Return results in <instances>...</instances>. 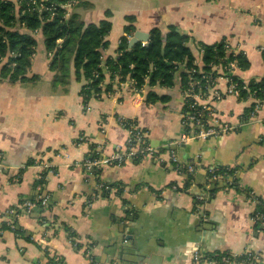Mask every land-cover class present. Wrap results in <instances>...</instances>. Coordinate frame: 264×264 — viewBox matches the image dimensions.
Returning <instances> with one entry per match:
<instances>
[{"label":"crops","instance_id":"0c3cea01","mask_svg":"<svg viewBox=\"0 0 264 264\" xmlns=\"http://www.w3.org/2000/svg\"><path fill=\"white\" fill-rule=\"evenodd\" d=\"M76 1L73 13L85 23L111 14L102 63L117 56L125 16L133 15L135 31H165L171 24L189 34L199 67L202 54L195 42L226 37L250 62L241 78L264 77V0ZM33 36L36 48L27 76L34 79L10 82L0 74V222L24 201L46 195L47 203L42 221L34 209L17 216L30 240L0 231V264H46L44 248L62 264H192L195 249L250 250L260 257L256 264H264V230L255 229L251 218L258 202L264 203V102L243 122L245 109L254 108L257 99L226 95L218 102L201 101L210 106L207 123H226L230 130L174 144L185 131L178 78L171 89L146 84L139 93L128 80L118 79L106 91V78L100 95L83 103L79 91L86 81L75 78L70 63L68 83L54 84L42 33ZM224 86L219 82L220 90ZM149 91L169 99L147 103ZM117 116L146 130L151 146L162 149L163 161L144 156L87 168V159L123 147L127 135ZM170 151L181 171L168 158ZM221 166L234 169L238 186L255 200L224 187L208 195L205 171ZM188 175L192 182L185 189ZM42 176L44 183L35 185ZM100 183L111 188L104 194ZM197 195L207 199L201 211L194 206Z\"/></svg>","mask_w":264,"mask_h":264},{"label":"trees","instance_id":"16d2710c","mask_svg":"<svg viewBox=\"0 0 264 264\" xmlns=\"http://www.w3.org/2000/svg\"><path fill=\"white\" fill-rule=\"evenodd\" d=\"M32 1L0 0V59L7 58V61L1 66L0 74L2 78H7L10 82H25L34 79L33 76L28 77L27 72L36 48L33 34L38 30L42 33L45 50L51 54L49 69L54 73L53 83H60L64 86L68 83L69 67L72 63L75 78L77 80L83 78L86 81L79 91L83 103H86L93 94L100 95V84L106 78L109 79V83L105 87L106 91L112 90V83L115 79L121 82L131 80L136 89H141L146 84L150 87L159 86L171 89L175 86L178 78L179 90L185 94L190 88L191 81L195 80L200 81L201 90L204 91L206 76L216 73L211 69L213 65L225 66L228 62L235 60L239 71H245L250 66L245 53L233 50L227 38L222 37L214 43L195 42L197 49L202 54V65L199 67L188 45L190 41H193L192 37L180 32L176 26L171 24L165 31L158 27H152L146 41L136 42L129 47V37H132L135 32V17L133 15L125 16L126 24L123 26L124 34L119 38L117 56L108 57L102 63V52L108 46L106 37L111 30L109 11L105 13V18L97 23H85L73 13V9L68 17H64V9L60 5H56L50 11H30L28 8ZM42 2L45 5H50L51 3H62L64 0H44ZM262 53L264 55V50ZM234 79L238 81V100L264 99V77L252 78L246 82L237 77ZM197 90L195 88L194 92ZM168 99V94L159 95L154 91H149L145 101L147 103L167 102ZM191 103V99H184L181 113L184 111L194 113L196 108H190ZM252 108L253 105L245 109L243 122L247 121ZM207 117L204 111L203 118L206 120ZM131 122L135 121L124 119L123 125L127 127ZM209 171L206 169L205 174L211 175ZM212 172L222 175L224 179H230L229 181L224 180L225 183L221 180H207L204 190L208 195H211L215 189L228 185L255 200L249 191L238 186L234 169L221 166L214 168ZM44 179L45 177L42 176L35 181V185H42ZM191 182V176H186L183 188H189ZM103 184L107 188H111L110 185ZM102 192L105 194L107 190L104 189ZM205 200L207 199L200 202H205ZM35 208L38 212V219L44 220L41 215L45 209L44 206L38 204ZM14 210L15 214L8 212L3 214L0 231L11 230L17 237L30 240L31 233L24 230L17 222L18 214L23 211L19 207ZM256 211L264 213L263 202H258L252 215ZM9 222L14 224L13 228L10 227ZM254 228L259 229L258 223L254 224ZM68 234L70 237L74 236L72 232H68ZM44 250L46 264H62L61 258L56 259L54 255H50L46 248ZM222 254L228 255L229 252L209 253L214 258H218Z\"/></svg>","mask_w":264,"mask_h":264},{"label":"built area","instance_id":"2783aa9c","mask_svg":"<svg viewBox=\"0 0 264 264\" xmlns=\"http://www.w3.org/2000/svg\"><path fill=\"white\" fill-rule=\"evenodd\" d=\"M42 1L44 0H33L29 6L30 11L37 10L39 12L41 11H50L53 10L56 5H60L64 9V17H68L70 12L72 11L73 7L76 4V0H64L62 3H51L50 5H45ZM49 56H51L50 53H48ZM7 61V58H1L0 64H4ZM213 71H215V75H207L205 78L206 84L204 85V91H202L200 86V81H191L190 88L183 94L184 99L188 98L192 100V103L190 104V108H196V111L194 113H191L189 111H184L182 113V125L185 129L184 133L180 135L179 138H177L173 143L174 144H180L183 142H186L190 138H200V139H206L207 137L211 135H218V134H224L227 133L230 130L229 125L226 123H222L219 121H216L215 124H208L207 121L203 118L204 111H208L210 109L209 104L202 103L201 101H207L210 102H218L220 101L224 96L226 95H232V96H238L239 94V88H238V81L234 79V77L240 79L243 82H246L248 80H244L241 78L239 74V69L237 67L236 61H230L227 65L221 66V65H213L211 68ZM118 81V80H117ZM120 82V81H118ZM129 85V88L133 90L135 93H139L142 91L141 89H136L133 87V82L131 80L126 81ZM219 82H224L225 86L223 90H220L218 88ZM103 84H100L101 88L103 87ZM195 88L198 90L194 92ZM109 94V92H107ZM183 99V100H184ZM264 102V99L257 100L256 104L254 105L253 112L251 111L250 115H253L254 111L258 109V107L261 105V103ZM207 114V113H206ZM123 117H116L117 123L124 129L126 132V140L123 145V147L118 148L113 154L106 157H99V158H93L92 160L87 159L84 163V165L89 168L91 166L96 167L100 164H116L119 165L123 163L126 160L129 159H138L144 156H150L153 157V159L157 162L163 161V151L162 149H158L156 147H152L151 144L148 141L147 138V131L141 128L137 123L131 122L127 127L123 125L124 122ZM79 142H82L84 139H82V136L79 138ZM82 140V141H81ZM165 152V151H164ZM3 158V154L0 151V159ZM168 158L171 162H173L176 165V170L181 171V166L178 165V161L176 160L175 154L170 151ZM214 169V168H213ZM213 169H209L211 172V175H206V179L209 180H228L224 179L222 175H217L212 172ZM223 178V179H222ZM225 183V182H223ZM99 187L101 189H108L107 186H105L103 183L99 184ZM230 188L228 185L224 186V189ZM203 199H205L204 195H197L195 197V209H200L205 204L204 202H200ZM47 203V196H39L37 199L31 200V201H24L19 208L28 213L32 209H34L38 204L41 206H45ZM90 204V203H88ZM203 208V207H202ZM9 214H15L14 209H10L8 211ZM204 217V215H202ZM252 221L253 225L255 223H258L259 229L264 230V213L262 211H256L252 215ZM10 227L13 228L14 224H11L9 222ZM230 254V255H229ZM225 255L222 254L218 258H214L209 253H205L199 249H195L192 252V264H256L259 260V255L253 251L245 250L242 253L234 254L230 253ZM244 256V257H241ZM240 257L239 259H237ZM57 259V258H56Z\"/></svg>","mask_w":264,"mask_h":264},{"label":"water","instance_id":"95a60500","mask_svg":"<svg viewBox=\"0 0 264 264\" xmlns=\"http://www.w3.org/2000/svg\"><path fill=\"white\" fill-rule=\"evenodd\" d=\"M148 38V34L142 31L136 30L133 34V36L129 39L128 46L131 47L136 42H144ZM36 210V208H34Z\"/></svg>","mask_w":264,"mask_h":264},{"label":"rangeland","instance_id":"374dc122","mask_svg":"<svg viewBox=\"0 0 264 264\" xmlns=\"http://www.w3.org/2000/svg\"><path fill=\"white\" fill-rule=\"evenodd\" d=\"M2 66V65H1ZM58 84H60V83H58ZM60 85H62V84H60ZM64 86V85H63ZM62 91H64L65 92V89L64 90H62Z\"/></svg>","mask_w":264,"mask_h":264}]
</instances>
